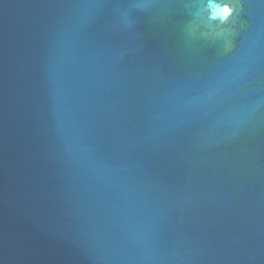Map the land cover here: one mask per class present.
Listing matches in <instances>:
<instances>
[{
	"label": "water",
	"instance_id": "95a60500",
	"mask_svg": "<svg viewBox=\"0 0 264 264\" xmlns=\"http://www.w3.org/2000/svg\"><path fill=\"white\" fill-rule=\"evenodd\" d=\"M0 264H264V0H0Z\"/></svg>",
	"mask_w": 264,
	"mask_h": 264
},
{
	"label": "clouds",
	"instance_id": "9594fccd",
	"mask_svg": "<svg viewBox=\"0 0 264 264\" xmlns=\"http://www.w3.org/2000/svg\"><path fill=\"white\" fill-rule=\"evenodd\" d=\"M210 6H211V0H210ZM220 12L224 17L230 15V10L227 7H223L222 9H220Z\"/></svg>",
	"mask_w": 264,
	"mask_h": 264
}]
</instances>
